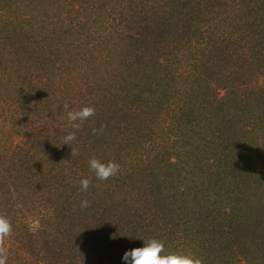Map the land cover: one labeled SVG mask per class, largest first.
Returning a JSON list of instances; mask_svg holds the SVG:
<instances>
[{"label": "trees", "instance_id": "16d2710c", "mask_svg": "<svg viewBox=\"0 0 264 264\" xmlns=\"http://www.w3.org/2000/svg\"><path fill=\"white\" fill-rule=\"evenodd\" d=\"M0 211L8 264H264V0H0Z\"/></svg>", "mask_w": 264, "mask_h": 264}, {"label": "clouds", "instance_id": "9594fccd", "mask_svg": "<svg viewBox=\"0 0 264 264\" xmlns=\"http://www.w3.org/2000/svg\"><path fill=\"white\" fill-rule=\"evenodd\" d=\"M67 113V121L73 131L66 134L61 144L71 147V156L79 154L72 144L77 140V132L82 128L85 121L96 114L95 106L86 104L80 108L69 110V106H63ZM104 125L100 129H93V135L103 132ZM89 169L99 181H107L119 174L120 165L113 159L107 161L93 155L88 160ZM80 191L87 192L91 186L90 177L80 179ZM81 208L90 206V202L84 199L80 203ZM13 233V225L5 211H0V264H8L9 247L8 240ZM125 264H204L200 256L190 249L166 250L163 239L150 237L143 239V246L134 247L125 251L122 256Z\"/></svg>", "mask_w": 264, "mask_h": 264}, {"label": "rangeland", "instance_id": "374dc122", "mask_svg": "<svg viewBox=\"0 0 264 264\" xmlns=\"http://www.w3.org/2000/svg\"><path fill=\"white\" fill-rule=\"evenodd\" d=\"M34 225H35V223H34Z\"/></svg>", "mask_w": 264, "mask_h": 264}]
</instances>
